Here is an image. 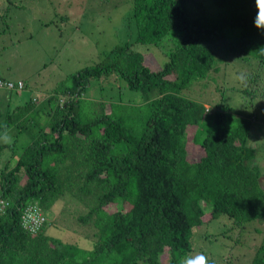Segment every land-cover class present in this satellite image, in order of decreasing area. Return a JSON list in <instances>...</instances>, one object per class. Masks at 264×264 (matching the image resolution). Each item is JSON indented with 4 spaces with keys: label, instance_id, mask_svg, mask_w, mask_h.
<instances>
[{
    "label": "trees",
    "instance_id": "obj_1",
    "mask_svg": "<svg viewBox=\"0 0 264 264\" xmlns=\"http://www.w3.org/2000/svg\"><path fill=\"white\" fill-rule=\"evenodd\" d=\"M130 3L125 24L136 30L134 42L0 112V132L6 125L27 137L22 146L0 145V264H181L196 252L216 264L224 256L204 249V239L234 248L252 231L264 235V34L254 25L255 0ZM135 43L155 45L166 60L147 65ZM238 62L249 70L238 71L245 81L233 86L237 104L224 85L219 102L183 94ZM112 77L131 90L157 91L143 130L116 99L84 97L92 81L103 87ZM36 84L11 79L0 65L9 100ZM254 135L262 139L256 146ZM191 141L202 153L193 161ZM66 197L89 208L79 220L95 229L91 249L50 234L53 205ZM26 204L48 217L36 233L20 226ZM205 226L216 230L202 234ZM251 264H264V236Z\"/></svg>",
    "mask_w": 264,
    "mask_h": 264
},
{
    "label": "rangeland",
    "instance_id": "obj_2",
    "mask_svg": "<svg viewBox=\"0 0 264 264\" xmlns=\"http://www.w3.org/2000/svg\"><path fill=\"white\" fill-rule=\"evenodd\" d=\"M131 0H0V65L1 71L11 79L22 78L37 83L31 90L21 94H14L8 99L4 91H0V112L5 114V105L11 109L25 105L33 96L41 95L44 91H54L62 82L79 70L92 67L105 62L110 51L126 42H134L137 32L130 30L125 19L131 8ZM102 10H100V9ZM134 49L143 52L149 59L147 65L157 67L163 64L166 57L153 44L135 43ZM239 63V62H238ZM222 70L216 76L205 80L195 81L183 91L186 97L197 101L219 102L221 92L218 88L228 86L227 91L231 105L240 101V96L233 86L240 81L238 71H248L249 67L242 63L232 70L230 65H221ZM121 80V79H120ZM117 81L116 77L108 80L102 79L99 83L92 81L84 96L88 99L107 98L116 99L121 103L128 121L138 131L143 130L147 110V103L156 99L155 89H142L139 91L129 89L125 82ZM41 97V96H38ZM9 101V102H8ZM120 105V104H119ZM229 104H227V107ZM210 109V105L206 103ZM141 111L135 115L133 110ZM210 109L209 112H211ZM0 117V124L4 122L5 115ZM263 123L260 121L257 124ZM13 142L22 146L26 142L25 134L17 135V130H10ZM262 140L254 135L250 144L256 146ZM6 143L0 142V145ZM0 146V147H1ZM196 144H189V159H198L202 153L197 154ZM6 149L2 150V155ZM9 152V150H8ZM264 167V161L261 162ZM264 180V179H263ZM49 215L48 225L50 234L61 238L64 242L78 244L82 248L93 247L95 229L90 224H83L79 217L86 215L89 208L76 199L66 197L60 200ZM48 218V217H47ZM46 218V219H47ZM259 227L264 228V225ZM253 229V227H252ZM215 232L213 227L205 226L201 231ZM207 231L203 232L205 234ZM49 233V232H48ZM264 235L254 231L246 234L244 244L230 247L210 243L204 239V249L224 256L222 262L216 264H251L256 247L262 242ZM203 237L200 239L202 241ZM241 246V247H240ZM203 254L196 252L194 254ZM169 254L162 255L167 261ZM220 259V258H218ZM144 264V263H142Z\"/></svg>",
    "mask_w": 264,
    "mask_h": 264
},
{
    "label": "clouds",
    "instance_id": "obj_3",
    "mask_svg": "<svg viewBox=\"0 0 264 264\" xmlns=\"http://www.w3.org/2000/svg\"><path fill=\"white\" fill-rule=\"evenodd\" d=\"M255 6L257 12L254 18V25L264 34V0H255ZM238 79L241 83H244L245 76L241 74ZM9 133L10 129L5 125L4 131L0 132V142L12 144L13 138ZM54 208L55 205H53V209ZM0 211H2V209H0ZM45 220L46 217L41 214L39 208L35 204H26L20 216V226L30 233H35L40 230ZM181 264H209V261L208 257L204 254H197L195 256H185L182 258Z\"/></svg>",
    "mask_w": 264,
    "mask_h": 264
},
{
    "label": "built area",
    "instance_id": "obj_4",
    "mask_svg": "<svg viewBox=\"0 0 264 264\" xmlns=\"http://www.w3.org/2000/svg\"><path fill=\"white\" fill-rule=\"evenodd\" d=\"M9 87L10 88H13L14 86H13V84H9ZM36 205V204H35ZM37 206V205H36ZM38 207V206H37ZM39 208V207H38ZM40 209V208H39ZM40 212H41V210H40ZM41 214L43 215V213L41 212ZM36 233V232H35Z\"/></svg>",
    "mask_w": 264,
    "mask_h": 264
}]
</instances>
